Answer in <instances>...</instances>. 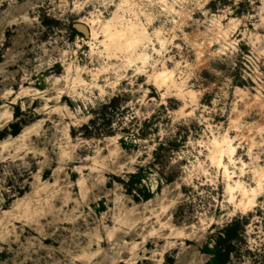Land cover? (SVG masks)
<instances>
[{
	"label": "clouds",
	"instance_id": "9594fccd",
	"mask_svg": "<svg viewBox=\"0 0 264 264\" xmlns=\"http://www.w3.org/2000/svg\"><path fill=\"white\" fill-rule=\"evenodd\" d=\"M220 241L264 264V0H0V264Z\"/></svg>",
	"mask_w": 264,
	"mask_h": 264
},
{
	"label": "rangeland",
	"instance_id": "374dc122",
	"mask_svg": "<svg viewBox=\"0 0 264 264\" xmlns=\"http://www.w3.org/2000/svg\"><path fill=\"white\" fill-rule=\"evenodd\" d=\"M43 87V85H40ZM99 210H103V205H101ZM235 229H232L229 233L230 236L235 235ZM227 243L226 241H220V246L217 247L214 255L216 256V259L212 262V264H222L223 261L227 260V253L223 252L222 245ZM204 251H209L207 247H205Z\"/></svg>",
	"mask_w": 264,
	"mask_h": 264
}]
</instances>
